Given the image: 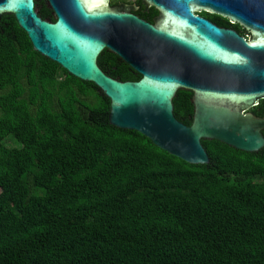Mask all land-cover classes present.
<instances>
[{
    "label": "trees",
    "instance_id": "obj_1",
    "mask_svg": "<svg viewBox=\"0 0 264 264\" xmlns=\"http://www.w3.org/2000/svg\"><path fill=\"white\" fill-rule=\"evenodd\" d=\"M97 64L140 78L107 50ZM191 96L173 99L186 125ZM249 111L263 117L264 99ZM108 113L96 85L0 17V264H264V147L202 139L209 161L190 164Z\"/></svg>",
    "mask_w": 264,
    "mask_h": 264
},
{
    "label": "water",
    "instance_id": "obj_2",
    "mask_svg": "<svg viewBox=\"0 0 264 264\" xmlns=\"http://www.w3.org/2000/svg\"><path fill=\"white\" fill-rule=\"evenodd\" d=\"M148 22L109 0H0L32 48L109 99L108 121L136 130L190 164L208 163L202 139L255 152L264 147V0H141ZM226 18L250 31L218 27L197 13ZM107 50L140 75L121 81L97 64ZM178 90L191 92L189 125L173 113Z\"/></svg>",
    "mask_w": 264,
    "mask_h": 264
},
{
    "label": "flooded vegetation",
    "instance_id": "obj_3",
    "mask_svg": "<svg viewBox=\"0 0 264 264\" xmlns=\"http://www.w3.org/2000/svg\"><path fill=\"white\" fill-rule=\"evenodd\" d=\"M108 3H109L110 6H114V7L120 6V5L137 6L134 9H132L130 12L135 14L136 16L148 21V22H153L154 18L157 16V14L155 16H153V18H152L153 20L152 21H150L147 18H145L144 15H149L155 9L153 7H150V6H146L141 0H109ZM197 14L200 15L201 17H203V18L208 19L212 23L216 24L218 27L234 29L240 36L244 37L245 39H249L250 38V31L246 30L245 28H243L240 25H238L239 27H237V29H235L233 27L224 26L222 24L216 23L215 21L211 20L209 17L206 16V15H208L210 13H207L205 11H200Z\"/></svg>",
    "mask_w": 264,
    "mask_h": 264
}]
</instances>
